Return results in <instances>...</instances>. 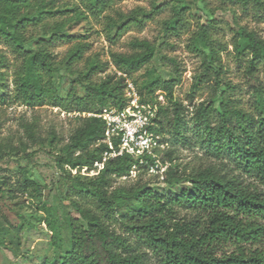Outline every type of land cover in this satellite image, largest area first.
<instances>
[{
	"label": "trees",
	"instance_id": "16d2710c",
	"mask_svg": "<svg viewBox=\"0 0 264 264\" xmlns=\"http://www.w3.org/2000/svg\"><path fill=\"white\" fill-rule=\"evenodd\" d=\"M87 1L101 6L106 3V0ZM224 1L242 5L252 2L259 6L264 2ZM53 5L54 0H0V41L23 58L22 73L16 79L15 98L30 107L42 106L47 99L54 98L52 83L43 81V73L50 72L52 66L51 52L39 45L35 51H26L34 39L27 30L29 25H41ZM31 8H35V12L26 15ZM181 21V15L176 13L175 18L166 23L167 28L176 29ZM41 28L44 32L48 30L46 24ZM60 28L57 25L55 30ZM202 34H206L204 29ZM236 38L237 55L249 54L247 69L254 73L264 61V40L244 27H239ZM132 47L135 51L130 54H111V63L118 73L127 76L137 73L156 56L157 49L148 40H135ZM84 49V44L76 45L69 54L70 61L81 58ZM108 67L109 63L89 64L87 71L79 72L86 80L85 95L79 97L70 91L67 106L64 100H59V105L68 112L80 114L77 117L79 126L55 156L61 178L79 188H75L74 193L81 200L67 199L80 219L72 218L69 222L71 250L59 259H45L42 264H148L139 244L150 250L160 264H264V194L250 188L241 177L246 175L264 185V96L258 95L255 102L258 114L248 113L234 106L232 98L226 94L232 86L224 83L226 91L220 96L218 111L211 100H206L194 112L193 121L201 132L200 140L222 160L220 167L210 166L188 174L168 168L165 183L169 187L186 186L171 196H163L146 185L115 193L111 191L115 180L131 175L134 160L128 155L108 160L96 176L72 175V170L80 172L84 167L91 171L95 163L102 161L104 153L111 151L103 142L104 121L82 116L84 113L97 114L106 107L122 109L126 105V78L114 73L107 74L99 82L93 79L94 74L104 73ZM179 81L150 79L141 87L140 96L146 105L158 104L155 119L158 132L164 134L171 128L174 135L185 140L186 107L174 97ZM197 87L194 85L193 89ZM158 91L173 104L171 110L158 103ZM217 112L218 121L213 124L212 115ZM164 157L171 160L172 152H166ZM229 165L238 174L230 172ZM139 170L146 171V168L140 166ZM21 185L24 190L39 187L29 178L27 170L22 174ZM3 194L4 188L0 187V198ZM85 201H91L93 207ZM176 206L191 211L194 216L177 220ZM46 222L52 232V245L61 249L58 222L55 218ZM116 222L125 227L128 235L116 231ZM4 232L0 224V248L5 246ZM131 236L136 238V243L131 241ZM226 248L233 250L228 252Z\"/></svg>",
	"mask_w": 264,
	"mask_h": 264
},
{
	"label": "rangeland",
	"instance_id": "374dc122",
	"mask_svg": "<svg viewBox=\"0 0 264 264\" xmlns=\"http://www.w3.org/2000/svg\"><path fill=\"white\" fill-rule=\"evenodd\" d=\"M49 10L51 13L41 25H29L27 30L34 39L26 47V51L32 52L39 45L53 56L50 72L43 73V81L52 83L54 98L47 99L44 105L30 107L15 98L23 58L0 41V187L4 188L0 198V224L5 229L0 264H42L45 259H59L72 248L69 222L80 216L67 197L81 200L74 193V189L79 188L61 178L55 156L80 124L78 113H70L64 106L69 103L70 91L79 97L85 95L86 80L79 72L87 71L89 64L109 63L104 73L93 75L94 81L99 82L107 74L120 76L111 63L112 53L134 52L132 42L135 40H148L156 47L151 63L127 76V80L139 94L150 79L180 80L174 97L186 107L187 138L177 137L168 128L163 134L167 149L161 154L168 167L177 169L180 174L221 166L222 160L200 140L201 132L193 121L194 112L202 102L211 100L218 111L220 96L226 91L224 83H230L232 89L226 94L232 98L234 106L257 115L255 102L258 95L264 96V61L250 73L247 69L249 54L239 57L235 51L239 27L254 31L264 40V2L259 6L224 0H106L101 6L87 0H54ZM34 12L35 8H31L25 14ZM176 13L181 15L182 21L176 29H168L166 23L174 19ZM43 24L47 25L46 32L41 28ZM57 25L61 26L59 31L55 30ZM78 44L85 45L84 53L71 62L69 54ZM194 85L198 87L193 89ZM156 96L161 106L171 110L173 104L164 93L158 91ZM59 100L65 101L64 106L59 105ZM212 120L213 124L217 123L218 112L212 115ZM166 152H172L171 160L164 157ZM229 169L238 174L232 165ZM24 170L37 182V189H23ZM94 173L98 172L88 175L81 170L72 175L91 177L96 175ZM241 177L250 188L264 194L263 184L246 175ZM140 185L163 196L178 194L186 187H169L164 178L137 170L127 178L116 179L111 191L121 193ZM85 202L93 207L91 201ZM43 207L47 210L42 211ZM175 209L177 220L194 216L184 208L176 206ZM52 218L61 229L59 250L52 245V232L46 222ZM114 228L128 235L121 223H114ZM131 241L137 242L132 236ZM139 245L146 253L148 264H160L150 250Z\"/></svg>",
	"mask_w": 264,
	"mask_h": 264
},
{
	"label": "built area",
	"instance_id": "2783aa9c",
	"mask_svg": "<svg viewBox=\"0 0 264 264\" xmlns=\"http://www.w3.org/2000/svg\"><path fill=\"white\" fill-rule=\"evenodd\" d=\"M120 76L126 78L124 91L126 105L122 109L106 107L97 114H83L104 121L103 142L109 146L111 151L104 153L102 161L95 163L91 171L86 167L82 170L84 174L90 175L89 173L93 171L98 172L94 173L98 175L108 160L128 155L134 160L131 175L143 166L148 174L164 178L169 164L164 163L161 156L166 151L167 144L163 134L156 130L155 119L158 107L144 104L134 84L127 80V75L120 72ZM72 172H77V170H72Z\"/></svg>",
	"mask_w": 264,
	"mask_h": 264
}]
</instances>
